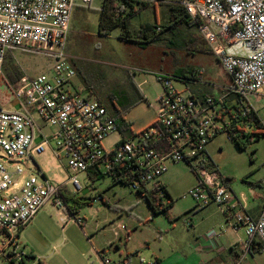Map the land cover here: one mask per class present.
Instances as JSON below:
<instances>
[{"label":"built area","instance_id":"built-area-1","mask_svg":"<svg viewBox=\"0 0 264 264\" xmlns=\"http://www.w3.org/2000/svg\"><path fill=\"white\" fill-rule=\"evenodd\" d=\"M92 1L0 0V82L8 90L6 101L14 100L19 107L7 111L0 100V150L5 155L1 159L8 161L7 166L0 161V260L27 264L30 257L20 243L21 232L47 206L69 211L65 185L47 179L36 163L48 148L57 159L65 160L64 169L77 189L78 174L99 172L119 179L141 197L152 194L159 199L165 197L161 177L167 163L185 162L198 180L186 196L199 208L217 206L234 231L244 227L246 253L254 242L264 247V205L259 217L251 218L245 193L232 191L212 169L207 153L217 134L225 133L230 140L241 136L239 124L232 119L247 116L253 110L250 98L264 91V0H126L183 9L199 23V34L231 79L222 97L199 98L187 86V92L175 89L172 82L182 80L161 75L165 94L157 101L156 122L128 138L99 101L85 97L72 85L77 74L65 44L73 11L89 7ZM44 46L48 49L42 50ZM15 51L41 55L51 61L52 69L36 77L22 74L16 82H9L4 67L7 55ZM228 96L247 106L241 113L233 111L232 119L218 114V103ZM117 131L121 140L113 150H106L104 140ZM104 264L115 263L106 259Z\"/></svg>","mask_w":264,"mask_h":264},{"label":"rangeland","instance_id":"rangeland-1","mask_svg":"<svg viewBox=\"0 0 264 264\" xmlns=\"http://www.w3.org/2000/svg\"><path fill=\"white\" fill-rule=\"evenodd\" d=\"M103 2L93 0L89 7L73 11L65 53L77 74L72 80L73 88L85 97L99 101L117 124L123 119L130 126L131 135L143 132L156 122L157 101L165 94L158 78L161 75H178L193 69L205 95L217 98L231 86V79L217 59L194 48L200 39L195 27L187 28L177 23L172 32L168 30L169 8L147 6L133 18V30L145 23L155 30L160 28V32L153 35L156 42L142 49L120 41V29L107 34L100 32L98 20ZM134 7L140 5L134 4ZM13 55L15 59L10 55L13 60L10 61L14 67L30 77L52 69L51 61L41 55L19 51ZM4 77L7 78L5 67ZM172 84L179 92H187L184 83L173 81ZM1 102L7 111L19 109L14 100ZM249 105L264 121V91L252 96ZM121 138L118 131L112 133L104 140V148L113 150ZM51 146L55 147V143ZM207 153L221 175L230 178L232 186L243 190L247 198L258 188L253 185L258 186L264 177V135L252 137L248 144L239 147L227 134L219 133L209 142ZM2 157L5 155L0 150V161L7 166L8 161ZM36 163L47 179L56 185H65L66 207L75 212V218L68 214L72 223L65 226L57 209L52 206L43 209L20 234L25 252L37 258L36 263L29 259L27 264H39V261L44 264H104L106 259L120 264L129 260L128 251L139 256L135 260L132 258L131 264H155L154 255L159 249L168 252L170 245L192 230L191 220H199L195 215V201L186 196L198 181L185 162H168L167 172L161 177L172 198L171 201L168 196L156 197L158 204L167 208L166 213H155L134 189L115 183L109 177L92 181L87 174H78L80 188L77 189L64 169L65 160L57 159L50 148L36 158ZM13 168L10 166V171ZM78 219L80 224L75 222ZM223 225V228L214 227L215 231L223 234L228 226L227 236L231 237L234 246H242L247 238L245 228L234 231L228 223ZM119 239L122 241L118 251L115 245L102 246L109 240L119 243ZM241 251L237 248L230 254L237 264H264V250L254 256L246 253L243 247ZM211 254L215 256V253ZM175 261L168 260L169 263ZM0 264H5L4 260H0Z\"/></svg>","mask_w":264,"mask_h":264},{"label":"trees","instance_id":"trees-1","mask_svg":"<svg viewBox=\"0 0 264 264\" xmlns=\"http://www.w3.org/2000/svg\"><path fill=\"white\" fill-rule=\"evenodd\" d=\"M127 6L129 7L128 10H126ZM147 6L148 5L141 4L139 8H135L133 3L126 0H104L102 8L99 12L98 24L100 32L107 34L116 28L120 29V41L125 43H132L142 49H146L148 46L156 42V39L153 35L160 32L157 30L160 28H156L155 30L153 29L152 25L145 23L141 24L138 29L133 30L132 20L141 10H143L144 7ZM168 14L170 17V26H168L169 31L172 32V30H174V24L179 23L184 24L187 28L195 27L197 29V33H199V23L195 20H192L183 9L179 7H170L168 10ZM198 35L200 39L197 40L198 45L194 48L196 50L198 49V51L200 52L206 54L210 53L213 55L206 41L202 38V36H200V34ZM10 60H12V58L8 56L5 63V72L9 82L14 83L22 76V73L14 67L13 63ZM173 76L179 80H182V83H184L188 88L193 85L197 88L200 86L198 76L193 69H191L187 73L183 72L178 75L174 73ZM197 90L198 91L196 92H192V94L199 98H205L206 95H204V92H200L199 89ZM232 102H235V104H232ZM218 104L220 105L218 114L219 116H221V118L232 119L233 111L241 113L242 110L247 109V106L245 105L246 102L235 96H228L223 103ZM232 120L233 124H239L238 131L241 133V136L239 135L237 138H234V141L238 144L239 147H243L245 144H248L251 141L252 137L256 136L257 138H259L260 135H264V121L260 117H258L253 110H251L245 117H238L237 120ZM118 126L120 127V131L124 138H128L131 136L132 131L130 129V126L123 119L122 123L118 124ZM239 126L242 128L241 130H239ZM246 127H249V132H246L245 134ZM210 163L212 169L220 173L218 167L211 160V158ZM191 171L195 175L194 171ZM88 177L92 181H95L100 178L109 176L103 175L99 172H95L90 173ZM109 178H111L115 183H123L117 178ZM164 194L165 197L168 196L172 201L166 186L164 187ZM64 198L65 201L68 199L67 196H64ZM143 198L148 202L149 206L155 213H158L160 211H164L166 213L167 208H164L162 204H158V200L156 199V197H154V195L147 194L143 196ZM70 211L73 212V210Z\"/></svg>","mask_w":264,"mask_h":264},{"label":"crops","instance_id":"crops-1","mask_svg":"<svg viewBox=\"0 0 264 264\" xmlns=\"http://www.w3.org/2000/svg\"><path fill=\"white\" fill-rule=\"evenodd\" d=\"M10 55H12L13 59H15L13 53H9L7 57L8 56L11 57ZM173 74L174 73H172V75ZM197 89H199L200 92H204L202 91L200 86L197 88L193 85L190 88H188V90L191 93L198 91ZM8 97H9L8 90L4 85V82L2 81L0 82V100L5 102ZM225 179L227 180L228 185L236 195H239L244 192L243 190H240L236 186L235 187L232 186V180L230 178H225ZM256 187L258 188L253 189L249 193V198L247 199L246 202L247 214L254 219H257L259 217L262 207L264 205V187L262 185V180L260 181L258 186L253 185V188ZM169 196L171 197L170 194ZM57 211L61 219V222H63L65 226L72 223V221L68 218V214L74 217L75 212H72L70 210L67 212L60 211L58 209ZM195 212H196L195 215L199 217V220L197 222L191 220L192 230L187 231L186 236L183 239H178L177 242H174L172 245H170L168 248V252L163 253V250L159 249L158 254L154 255L155 264H237V261L236 259H234L233 254L232 255L230 254L233 253V251L236 250L237 248L239 251H241L243 246H240L238 244L234 246V242L231 241L230 239L231 237L227 236L226 234V231L230 229L228 226L225 227L224 230L225 233L223 234H221L220 232L217 233L215 231L216 229L214 228V227L223 228V226L225 225V224L223 225V223H228V218L222 212V210L215 205H211L206 208L196 207ZM63 229H66V227H63ZM129 238L130 235L127 234V239ZM119 240H120L119 243H115L112 240L106 241L104 243L105 245L102 246L104 247L107 244L115 245L116 250L118 251L121 247V241H122L121 239ZM263 250L264 247L262 246L261 243L254 242L249 253L252 256H254L256 254L261 253ZM211 253H215V256L214 254L212 255ZM127 256L129 259L127 261L130 264L133 261V259L135 260V257H139L136 252L134 253L132 251H128ZM29 257H30L29 259L33 261L37 259L36 256H34L32 253L30 254ZM170 259H175L176 261L173 263H169L168 260ZM38 263L44 264L41 261H39Z\"/></svg>","mask_w":264,"mask_h":264}]
</instances>
